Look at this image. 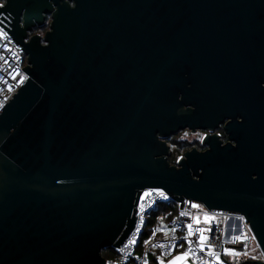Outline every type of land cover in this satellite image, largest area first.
<instances>
[{
	"label": "water",
	"instance_id": "1",
	"mask_svg": "<svg viewBox=\"0 0 264 264\" xmlns=\"http://www.w3.org/2000/svg\"><path fill=\"white\" fill-rule=\"evenodd\" d=\"M52 1L45 45L0 26L27 76L0 110V264H104L145 189L242 216L264 264V152L208 136L170 165L166 144L216 127L187 77L264 72V0Z\"/></svg>",
	"mask_w": 264,
	"mask_h": 264
},
{
	"label": "built area",
	"instance_id": "2",
	"mask_svg": "<svg viewBox=\"0 0 264 264\" xmlns=\"http://www.w3.org/2000/svg\"><path fill=\"white\" fill-rule=\"evenodd\" d=\"M26 56L10 35L0 28V110L26 81L22 70ZM182 158L178 156L175 164ZM189 202V206H188ZM173 200L160 189L141 191L135 206V224L132 232L119 248H110L113 259L104 264H150L151 254L158 261L183 255L190 264H244L262 261V255L244 218L235 213L209 211L203 205ZM166 212L167 220L153 215ZM238 230H240L239 233ZM236 237L241 240L236 241ZM246 237V239H245ZM239 253V255H235Z\"/></svg>",
	"mask_w": 264,
	"mask_h": 264
},
{
	"label": "flooded vegetation",
	"instance_id": "3",
	"mask_svg": "<svg viewBox=\"0 0 264 264\" xmlns=\"http://www.w3.org/2000/svg\"><path fill=\"white\" fill-rule=\"evenodd\" d=\"M73 7V2L64 0ZM52 0H0V26L4 29L17 31V37L23 42H29L38 37L40 44L45 45L43 36L51 28L52 16L57 11V4ZM41 18L37 19V15ZM26 20L30 23L26 24ZM186 100L189 108H194L195 99L205 102V106L215 112L216 127L213 131L188 132L183 139L186 147L180 156L190 150L204 152L207 146L203 141L208 136L216 137V144L238 147L243 139L250 140L264 152V72L224 73L219 75L215 88H206L200 79L186 78ZM182 137L166 141L169 156L176 150ZM169 159L170 165L175 162Z\"/></svg>",
	"mask_w": 264,
	"mask_h": 264
},
{
	"label": "trees",
	"instance_id": "4",
	"mask_svg": "<svg viewBox=\"0 0 264 264\" xmlns=\"http://www.w3.org/2000/svg\"><path fill=\"white\" fill-rule=\"evenodd\" d=\"M185 149H186V147H185L184 144H179V145H177L175 152H174L173 154H171V155H170V158H169V159H171V160L173 161L172 163L175 162L176 158H177L178 156H180L181 153H182L183 151H185ZM169 159H168V162H169ZM168 211L171 212L172 209H171V208H167V209H165L164 211H160L158 214L153 215V217H152L151 220H150V225H152V224L154 223L155 218H156L158 215L161 216V218H162L164 221L167 220L169 216H167L165 213L168 212ZM101 255H102V257H103L104 259H113V258H115V254H114L113 251L110 250V249H105V250H103V251L101 252Z\"/></svg>",
	"mask_w": 264,
	"mask_h": 264
},
{
	"label": "crops",
	"instance_id": "5",
	"mask_svg": "<svg viewBox=\"0 0 264 264\" xmlns=\"http://www.w3.org/2000/svg\"><path fill=\"white\" fill-rule=\"evenodd\" d=\"M150 264H190V262L181 254H178L174 259L168 261H158L155 254L150 255Z\"/></svg>",
	"mask_w": 264,
	"mask_h": 264
},
{
	"label": "rangeland",
	"instance_id": "6",
	"mask_svg": "<svg viewBox=\"0 0 264 264\" xmlns=\"http://www.w3.org/2000/svg\"><path fill=\"white\" fill-rule=\"evenodd\" d=\"M179 137H182V138H181L182 142H179V144H183V143H185V142L183 141V139H185L186 137H188V132H187L186 130H184V131L179 132L177 135H174V136H173L174 140L178 139ZM179 144H178V145H179Z\"/></svg>",
	"mask_w": 264,
	"mask_h": 264
},
{
	"label": "snow or ice",
	"instance_id": "7",
	"mask_svg": "<svg viewBox=\"0 0 264 264\" xmlns=\"http://www.w3.org/2000/svg\"><path fill=\"white\" fill-rule=\"evenodd\" d=\"M0 7H2V5H0ZM245 239H246V237H245ZM235 240L239 241V240H241V237H236ZM235 255H239V253H235Z\"/></svg>",
	"mask_w": 264,
	"mask_h": 264
}]
</instances>
